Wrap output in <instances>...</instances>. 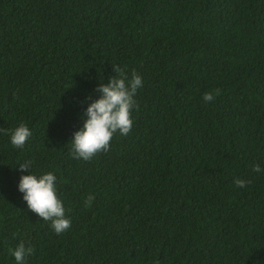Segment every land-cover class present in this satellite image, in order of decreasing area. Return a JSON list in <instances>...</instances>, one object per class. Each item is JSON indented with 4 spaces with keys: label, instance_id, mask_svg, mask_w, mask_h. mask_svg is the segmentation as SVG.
Instances as JSON below:
<instances>
[{
    "label": "trees",
    "instance_id": "trees-1",
    "mask_svg": "<svg viewBox=\"0 0 264 264\" xmlns=\"http://www.w3.org/2000/svg\"><path fill=\"white\" fill-rule=\"evenodd\" d=\"M114 65L142 77L132 128L74 159L81 101ZM21 122L32 135L15 148ZM24 161L57 175L65 232L26 208ZM253 164L264 169V0H0V264L19 243L25 264H264Z\"/></svg>",
    "mask_w": 264,
    "mask_h": 264
},
{
    "label": "clouds",
    "instance_id": "clouds-1",
    "mask_svg": "<svg viewBox=\"0 0 264 264\" xmlns=\"http://www.w3.org/2000/svg\"><path fill=\"white\" fill-rule=\"evenodd\" d=\"M114 76L108 78L107 83H98L94 89L98 93L96 99L86 95L81 103L87 107L80 117V127L72 133L68 144L71 146V156L74 159L90 160L96 153L107 151L109 142L114 134L126 136L133 125L132 110L136 107V93L142 87V77L135 71L131 75L125 74L124 69L118 65L112 66ZM213 93L206 92L202 96L204 102L213 100ZM32 132L23 122L11 130L9 143L15 148H23ZM17 171L26 174L19 175L16 189L26 208L36 214L42 221L50 222V228L56 234L69 229L71 221L66 216L62 200L57 195L58 177L54 172H44L39 175L30 171L31 161L19 163ZM252 171L259 174L264 169L260 164H253ZM246 181L234 180L237 187L243 188ZM94 196L88 195L83 206L88 208ZM32 248L19 243L10 250L15 264H25L26 257Z\"/></svg>",
    "mask_w": 264,
    "mask_h": 264
}]
</instances>
